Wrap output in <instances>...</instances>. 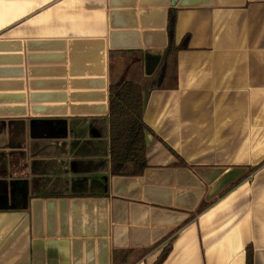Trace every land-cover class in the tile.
Instances as JSON below:
<instances>
[{"label":"crops","instance_id":"0c3cea01","mask_svg":"<svg viewBox=\"0 0 264 264\" xmlns=\"http://www.w3.org/2000/svg\"><path fill=\"white\" fill-rule=\"evenodd\" d=\"M171 1L0 0V264H264V0ZM170 8L177 85L112 175L109 84L144 81Z\"/></svg>","mask_w":264,"mask_h":264},{"label":"trees","instance_id":"16d2710c","mask_svg":"<svg viewBox=\"0 0 264 264\" xmlns=\"http://www.w3.org/2000/svg\"><path fill=\"white\" fill-rule=\"evenodd\" d=\"M176 18L177 9L170 8L166 25L167 45L162 55H144V81L139 83L119 78L109 84V162L112 175L138 176L147 167L145 132L148 129L143 121L142 93L144 90L173 89L177 85V53L188 48L189 36L184 35L179 42L176 41ZM255 169L250 168L249 171ZM205 207V203L201 204L199 212ZM169 251L170 245L161 251L153 264H161ZM245 256V264H253L250 244L245 249Z\"/></svg>","mask_w":264,"mask_h":264},{"label":"rangeland","instance_id":"374dc122","mask_svg":"<svg viewBox=\"0 0 264 264\" xmlns=\"http://www.w3.org/2000/svg\"><path fill=\"white\" fill-rule=\"evenodd\" d=\"M129 72H130V70H129V67L127 66V67H125L124 69H123V72H122V77H124V78H134V76H131V75H129Z\"/></svg>","mask_w":264,"mask_h":264},{"label":"water","instance_id":"95a60500","mask_svg":"<svg viewBox=\"0 0 264 264\" xmlns=\"http://www.w3.org/2000/svg\"><path fill=\"white\" fill-rule=\"evenodd\" d=\"M178 2V0H172L171 5H175Z\"/></svg>","mask_w":264,"mask_h":264}]
</instances>
